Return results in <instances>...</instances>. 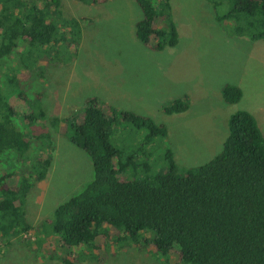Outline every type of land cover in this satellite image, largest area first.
Segmentation results:
<instances>
[{
	"label": "trees",
	"instance_id": "16d2710c",
	"mask_svg": "<svg viewBox=\"0 0 264 264\" xmlns=\"http://www.w3.org/2000/svg\"><path fill=\"white\" fill-rule=\"evenodd\" d=\"M135 1L142 12L135 29L139 42L156 52L177 46L170 0ZM208 2L215 11L228 7L218 19H236L239 26L233 34L264 39V0ZM61 7L60 0H0V162L4 156H15L27 164L25 172H0V254L16 239L63 264H106L119 249L141 244L158 253L164 264H264V135L246 111L230 118L223 149L208 163L179 172L168 150L165 172L136 179L128 175L136 170L137 153L123 160V150L111 140L112 130L122 121L145 131L140 146L146 147L167 137L166 126L119 112L99 98L87 100L79 120H67V132L70 142L90 157L94 178L52 218L39 226L28 222L27 196L51 168V160L40 152L51 150L52 143L45 126L30 135L19 129L21 115L9 97L19 91L30 104L25 123L36 128L45 122L42 93L33 100L27 96L36 87L32 71L64 61L60 54L77 46L82 37L80 20L63 19ZM222 97L237 104L243 93L227 85ZM186 109L178 99L164 112L173 115Z\"/></svg>",
	"mask_w": 264,
	"mask_h": 264
},
{
	"label": "rangeland",
	"instance_id": "374dc122",
	"mask_svg": "<svg viewBox=\"0 0 264 264\" xmlns=\"http://www.w3.org/2000/svg\"><path fill=\"white\" fill-rule=\"evenodd\" d=\"M60 2L63 19L80 20L82 37L77 46H69L60 54L64 61H52L32 71L36 87L27 96L33 100L42 93L45 122L36 124V128L25 123L23 115L31 110L30 104L19 91L9 97L21 115L19 129L30 135L45 126L52 143L51 150L40 152L51 160L46 179L35 183L26 199V217L33 226L52 218L60 205L82 192L94 178L90 157L70 142L67 132V120H79L91 98H99L119 112H132L166 126L167 137L157 138L146 147L140 146L145 131H136L122 121L112 130L111 140L123 150V160L137 153L136 170L128 175L131 178L165 172L168 150L179 172L208 163L222 151L229 135V120L238 112L252 114L264 135V39L233 34L239 26L236 19H218L228 12L227 6L215 11L208 0H170L178 44L156 52L135 36L136 23L142 19L135 0ZM227 85L242 90L243 97L237 104L223 100L222 89ZM178 99L184 100L187 109L166 114L164 108ZM47 142L43 139L44 144ZM24 161L4 156L0 172H25ZM141 245L144 247L119 249L106 264H164L158 253ZM0 264L63 263L38 255L13 239L0 254Z\"/></svg>",
	"mask_w": 264,
	"mask_h": 264
}]
</instances>
